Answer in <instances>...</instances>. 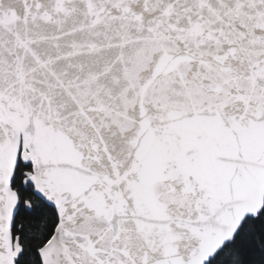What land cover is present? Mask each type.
<instances>
[{"label": "snow or ice", "instance_id": "obj_1", "mask_svg": "<svg viewBox=\"0 0 264 264\" xmlns=\"http://www.w3.org/2000/svg\"><path fill=\"white\" fill-rule=\"evenodd\" d=\"M0 264H264V0H0Z\"/></svg>", "mask_w": 264, "mask_h": 264}]
</instances>
